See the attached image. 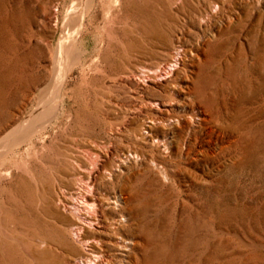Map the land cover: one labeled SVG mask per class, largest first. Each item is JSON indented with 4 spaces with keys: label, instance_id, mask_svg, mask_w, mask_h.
Returning <instances> with one entry per match:
<instances>
[{
    "label": "rangeland",
    "instance_id": "obj_1",
    "mask_svg": "<svg viewBox=\"0 0 264 264\" xmlns=\"http://www.w3.org/2000/svg\"><path fill=\"white\" fill-rule=\"evenodd\" d=\"M81 5L0 0V137L28 117L38 126L0 159V264L55 255H32L28 239L58 238L42 188L61 191L57 170L83 138L104 142L92 175L132 154L104 189L131 193L135 264H264V0H89L78 28L66 11ZM73 30L52 116L58 41ZM148 101L161 120L153 144L136 139ZM206 111L221 136L167 124Z\"/></svg>",
    "mask_w": 264,
    "mask_h": 264
},
{
    "label": "bare ground",
    "instance_id": "obj_2",
    "mask_svg": "<svg viewBox=\"0 0 264 264\" xmlns=\"http://www.w3.org/2000/svg\"><path fill=\"white\" fill-rule=\"evenodd\" d=\"M79 1L82 4L81 8L77 10L70 8L66 11L67 13L75 12L77 14L75 19H77L78 28H80L82 19H84L82 17V9L89 0ZM218 1L220 3L225 2V0ZM72 19L74 18L72 17ZM72 32V35L66 34L64 38H60L58 41V60L55 58L58 62V67L54 75L53 86L51 87L52 92L46 101H44L47 104L49 114L52 116L57 112L59 113V111L61 112L65 104L61 101V84L67 69L65 66H62L60 56L62 52L67 53L73 48L75 43L74 38L70 40V37H75L77 32L75 30ZM176 51L177 53L184 52L191 54L193 50L192 48L178 49L177 47ZM155 69L149 66L147 71L155 73ZM134 72L126 71L124 77L127 78ZM143 105L148 110L150 117L146 123L141 124L137 129L138 135L136 139L153 144V141L157 138L154 133V127L161 120L153 115L152 101L144 102ZM28 119L30 118L28 117L23 123L19 122L15 124L0 137V141H2L0 144V159L9 156L16 147L27 139H30L38 131L36 130L37 125L25 124ZM167 124L168 126L180 124L181 128H188L190 130V137L195 135L197 130H202L203 128L206 129L205 139H209L212 134H215L216 138L222 135L219 126L216 124V119L208 111L198 115H184L173 120L169 119ZM86 139L88 138H85V140L83 138L81 146L63 158V163L57 170L56 179L59 182L58 185L61 191L55 193L49 188H42L41 211L53 220L58 238L50 240L33 235L28 239V248L32 255L35 249L54 251L55 255L45 256V258L40 260L39 264H80V262H83V264H135V257L132 254L137 240L132 230L133 223L130 221L133 218L129 217L126 210L131 193L125 187H118L116 191H106L104 189L110 180L117 177L115 170H121L120 167L125 164V160L128 159L127 156H131L132 154L127 152V150L122 151L116 159L115 169L102 165L97 173L92 175L90 170L92 168L91 165L98 158L105 156L106 152L104 142H88ZM161 144L164 147L166 146L164 142ZM186 152H189L188 148ZM133 155L138 156L137 151H134ZM154 166L158 168L156 164ZM69 174L77 177L80 183H71L65 180V176ZM127 230L129 232H126Z\"/></svg>",
    "mask_w": 264,
    "mask_h": 264
}]
</instances>
